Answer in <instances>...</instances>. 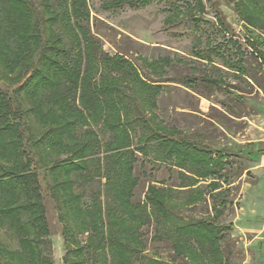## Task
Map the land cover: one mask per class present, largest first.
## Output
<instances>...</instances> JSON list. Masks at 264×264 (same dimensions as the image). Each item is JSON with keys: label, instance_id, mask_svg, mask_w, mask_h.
I'll use <instances>...</instances> for the list:
<instances>
[{"label": "trees", "instance_id": "obj_1", "mask_svg": "<svg viewBox=\"0 0 264 264\" xmlns=\"http://www.w3.org/2000/svg\"><path fill=\"white\" fill-rule=\"evenodd\" d=\"M20 1L0 0V61L13 69L35 56L38 60L12 93L0 90V229H7L19 243L15 250L0 242V264H52L43 253L50 231L42 172L49 178L63 234L73 238V244L87 236L82 250L98 253L93 261L106 249L108 237L110 242L118 240L122 226L131 229L135 222L144 226L155 218L161 226L159 237L172 240L175 257L170 264H180L179 258L188 264H226L219 243L227 227L217 224L223 215L218 204L212 206L213 217L186 220L174 213L178 204L172 189L150 185L144 202L134 201L140 155L159 163L174 160L182 184L179 194H183L193 183L210 178L211 192L221 189L217 184L221 172L230 165L223 151L216 153L183 130L166 125L156 113L164 85L144 77L124 55L102 49L89 27L87 0H59L57 5L43 0L51 15L46 42L37 23L19 31L15 18ZM113 1L120 7L146 6L151 0ZM184 1L187 14H205L204 0ZM227 1L251 29V0ZM222 14L216 16L229 33ZM57 23L64 26L63 34L54 32ZM250 43L264 58V41L257 37ZM170 63L169 59H141L142 67L154 72ZM226 64L237 74L246 72L242 60ZM206 194L194 189L179 205L191 207ZM225 204L224 199L221 206ZM118 244L128 252L136 251L130 237ZM167 262L148 260L149 264Z\"/></svg>", "mask_w": 264, "mask_h": 264}, {"label": "rangeland", "instance_id": "obj_2", "mask_svg": "<svg viewBox=\"0 0 264 264\" xmlns=\"http://www.w3.org/2000/svg\"><path fill=\"white\" fill-rule=\"evenodd\" d=\"M49 3L57 5L59 0ZM87 3L89 27L102 49L110 55H124L139 67L144 77L164 85L156 113L166 125L183 130L216 153L223 151L230 163L217 183L221 189L212 188L211 192L210 178L193 183L194 186L187 188L191 190L179 194L178 187L182 184L175 161L159 163L140 155L134 172L139 177L134 201L144 202L150 185L172 189L174 202L178 204L174 205V213L186 220L213 217L212 206L218 204L223 215L217 224L227 227L219 243L226 264H264V247L258 241L254 243L255 233L248 231L258 230L264 224V175L253 169L256 164L253 157L238 151L239 145L248 143L264 150V58L255 47L258 44L250 43L257 37L264 41V0L248 2L253 29L245 27L227 0H204L205 14L200 11L187 14L184 0H151L146 6L124 4L120 7L113 0H87ZM18 4L15 19L19 20V31L30 22L32 26L37 23L38 33L43 34L46 42L50 38L47 21L51 15L44 1L21 0ZM219 11L229 25V33L216 16ZM56 12L60 14L59 10ZM195 16L201 20L195 22ZM53 30L63 34L64 26L57 23ZM141 59L149 62L169 59L171 63L163 71L154 72L151 67L143 68ZM37 60L35 56L30 63L13 69L0 61V90L12 93L17 89ZM240 60L244 62L245 73L237 74L225 67L227 62ZM40 180L50 231L44 239L43 253L52 264H149V259L170 264L174 259L172 240L159 237L161 226L157 227L154 218L148 225L135 222L131 229L127 224L122 226L118 240L110 242L108 237L106 249L93 261L98 253L93 255L82 250L87 236L78 239L80 244H73V238L68 240L63 234L57 204L49 193V178L42 172ZM194 189L207 193L204 199L191 207L179 205L192 196ZM220 191L223 193L213 198ZM126 237L133 240L132 248L140 254L128 252L118 244ZM0 242L11 249L19 248L15 235L7 229H0ZM178 262L188 264L182 258Z\"/></svg>", "mask_w": 264, "mask_h": 264}, {"label": "crops", "instance_id": "obj_3", "mask_svg": "<svg viewBox=\"0 0 264 264\" xmlns=\"http://www.w3.org/2000/svg\"><path fill=\"white\" fill-rule=\"evenodd\" d=\"M250 144V145H249ZM254 143H248V145H239V152L244 154H248L256 160L255 167L253 168L255 171H258L264 175V150L255 149L257 145H252ZM249 232L255 233L254 243L259 242V245L264 247V224L258 230H254V228L248 229ZM263 234V235H262Z\"/></svg>", "mask_w": 264, "mask_h": 264}]
</instances>
